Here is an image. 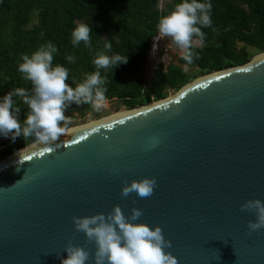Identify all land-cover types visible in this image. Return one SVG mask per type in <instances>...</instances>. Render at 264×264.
<instances>
[{"label":"water","instance_id":"95a60500","mask_svg":"<svg viewBox=\"0 0 264 264\" xmlns=\"http://www.w3.org/2000/svg\"><path fill=\"white\" fill-rule=\"evenodd\" d=\"M119 112L0 159V264H61L69 240L94 257L72 218L117 204L161 226L178 264H264V229L249 236L240 210L264 201V51ZM146 176L151 197L121 195Z\"/></svg>","mask_w":264,"mask_h":264},{"label":"trees","instance_id":"16d2710c","mask_svg":"<svg viewBox=\"0 0 264 264\" xmlns=\"http://www.w3.org/2000/svg\"><path fill=\"white\" fill-rule=\"evenodd\" d=\"M0 0V98L15 88L31 92L33 85L18 71L22 55H31L39 46L52 42L58 49L53 64L69 69L68 83L75 87L86 73L95 72L93 63L97 52L127 57L122 63L100 69L106 78L107 99H118L129 108L144 105L167 96L171 89H179L192 77L182 65L197 67L200 74L239 65L253 57L249 47L264 51V0H201L210 2L211 27L202 28L205 40L194 51L197 57L191 64L181 56L166 67L157 66L146 83L148 54L154 38L159 34L157 25L161 16L168 14L182 0ZM38 20L32 26L33 14ZM80 23L88 24L92 32L91 45L74 46L71 32ZM105 41L111 43L104 49ZM68 54L76 57L68 63ZM21 108L19 120L26 119L29 109L13 97ZM98 112L89 105L71 104L65 115L73 118ZM6 137L0 135V145ZM11 139V135L8 137ZM12 140V139H11ZM17 148L35 141V137H17ZM11 148L0 152V159L13 153Z\"/></svg>","mask_w":264,"mask_h":264},{"label":"clouds","instance_id":"9594fccd","mask_svg":"<svg viewBox=\"0 0 264 264\" xmlns=\"http://www.w3.org/2000/svg\"><path fill=\"white\" fill-rule=\"evenodd\" d=\"M211 10L212 4L201 0H182L176 3L168 14L159 19V35L155 38L157 43L161 42L160 49L164 37H168L180 50L181 59L191 64L197 57L195 47L205 40L202 28L211 27ZM91 32L88 24H78L71 32V43L78 46L83 42L90 46ZM103 47L110 50L112 45L105 41ZM57 53V47L48 42L39 46L31 55H22L18 71L31 82L33 88L29 92L26 88L18 87L0 98V135H11L13 141L20 136L25 139L35 137L36 143L41 145L59 140L71 123V118L65 115L71 104L89 105L97 111L106 106V78L102 77L100 69L127 63L128 59L120 54L110 56L105 51L97 52L93 60L97 70L86 73L82 80L73 78V87L67 82L69 69L53 64ZM66 60L70 64L75 63L76 57L68 54ZM14 96L29 109L23 124L19 120L21 108L14 101ZM157 143L158 140H153L147 150H151ZM157 186L156 177L133 179L131 183L125 180L121 195L127 198L135 192L139 198L146 199L154 194ZM240 210L256 215L255 221L248 222L249 236L264 229V201L248 200L241 205ZM142 215L143 210L134 207L131 214L126 216L117 204L107 214L74 216L72 219L76 231L82 232L87 242L95 245L96 250L93 257L86 246L75 245L69 240L65 246L67 258H62L61 264H86L90 258L94 259V264H178V258L165 251L172 247V242L165 238L163 228L157 225L153 229L146 223H137Z\"/></svg>","mask_w":264,"mask_h":264},{"label":"rangeland","instance_id":"374dc122","mask_svg":"<svg viewBox=\"0 0 264 264\" xmlns=\"http://www.w3.org/2000/svg\"><path fill=\"white\" fill-rule=\"evenodd\" d=\"M168 0H161L160 6H164V4ZM38 13L34 12L33 14V21L32 26L37 22L38 20ZM159 35V34H158ZM157 35V36H158ZM160 37V36H159ZM160 43H157V39L155 38L151 45V50L148 55V64L146 66V83L148 84L150 81V78L154 72V70L157 68L158 65H163L166 67L170 62H177V57L180 56V50L177 48L176 45H174L170 38L164 37V42L162 44V48L160 49ZM202 44H199L198 46H201ZM159 47V50L157 48ZM249 50L253 53V56L260 53L256 48L249 47ZM157 52V53H156ZM184 72L187 73L192 77L191 80L201 77L207 73L200 74L197 67L189 66V65H182ZM179 89H171L167 92L166 97L174 96L178 93ZM155 100V99H154ZM152 100V101H154ZM126 108H129L125 105H122V103L118 99H107V104L105 107H103L98 112H90L86 116L81 117L79 113H74V117L71 118V123L68 125V128H73L77 126H81L93 121H98L97 119H101L104 117H108L112 114H115L118 111H124ZM67 128V129H68ZM20 148L13 149L14 152L20 151Z\"/></svg>","mask_w":264,"mask_h":264},{"label":"built area","instance_id":"2783aa9c","mask_svg":"<svg viewBox=\"0 0 264 264\" xmlns=\"http://www.w3.org/2000/svg\"><path fill=\"white\" fill-rule=\"evenodd\" d=\"M8 148H11V149H15L16 148L17 149V142L9 139L8 137H6L3 140V143L0 145V152L5 150V149H8Z\"/></svg>","mask_w":264,"mask_h":264},{"label":"bare ground","instance_id":"6f19581e","mask_svg":"<svg viewBox=\"0 0 264 264\" xmlns=\"http://www.w3.org/2000/svg\"><path fill=\"white\" fill-rule=\"evenodd\" d=\"M125 111H126V109H125L124 111H121V112L117 113V115H118V114H122V113H124ZM115 115H116V114H115ZM94 122H97V121H93V122H90V123H87V124H84V125H81V126L73 127V128H68L67 130H73V129H76V128H79V127H82V126H85V125H88V124H91V123H94ZM18 152H20V151H17L16 153H18Z\"/></svg>","mask_w":264,"mask_h":264}]
</instances>
